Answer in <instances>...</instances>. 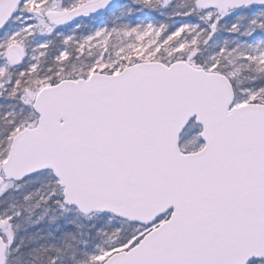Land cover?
<instances>
[{"label": "snow or ice", "instance_id": "obj_1", "mask_svg": "<svg viewBox=\"0 0 264 264\" xmlns=\"http://www.w3.org/2000/svg\"><path fill=\"white\" fill-rule=\"evenodd\" d=\"M0 264H264V0H0Z\"/></svg>", "mask_w": 264, "mask_h": 264}]
</instances>
